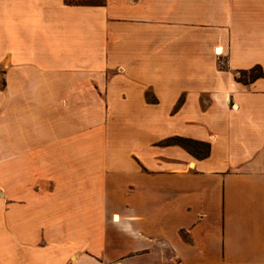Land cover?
<instances>
[{
	"label": "crops",
	"instance_id": "1",
	"mask_svg": "<svg viewBox=\"0 0 264 264\" xmlns=\"http://www.w3.org/2000/svg\"><path fill=\"white\" fill-rule=\"evenodd\" d=\"M0 65V264H264V0H0Z\"/></svg>",
	"mask_w": 264,
	"mask_h": 264
},
{
	"label": "trees",
	"instance_id": "2",
	"mask_svg": "<svg viewBox=\"0 0 264 264\" xmlns=\"http://www.w3.org/2000/svg\"><path fill=\"white\" fill-rule=\"evenodd\" d=\"M253 70H257L258 72L253 75L246 76L248 73L252 72ZM240 75L237 76L238 81L247 83L250 82L258 77H261L264 75L262 68L259 65H256L252 67L249 70H242L239 73ZM4 85V80L0 84V87ZM176 142L186 146L189 150H191L193 153H195L198 156H203L208 153V145L204 142L194 141L190 139H184V138H177Z\"/></svg>",
	"mask_w": 264,
	"mask_h": 264
},
{
	"label": "rangeland",
	"instance_id": "3",
	"mask_svg": "<svg viewBox=\"0 0 264 264\" xmlns=\"http://www.w3.org/2000/svg\"><path fill=\"white\" fill-rule=\"evenodd\" d=\"M257 72H258L257 70H253L252 72L248 73L246 76L248 77L249 75L256 74ZM3 80H4V71L2 65H0V84L2 83Z\"/></svg>",
	"mask_w": 264,
	"mask_h": 264
},
{
	"label": "bare ground",
	"instance_id": "4",
	"mask_svg": "<svg viewBox=\"0 0 264 264\" xmlns=\"http://www.w3.org/2000/svg\"><path fill=\"white\" fill-rule=\"evenodd\" d=\"M217 52H218V53H220V52H221V49H220V48H218V49H217Z\"/></svg>",
	"mask_w": 264,
	"mask_h": 264
},
{
	"label": "built area",
	"instance_id": "5",
	"mask_svg": "<svg viewBox=\"0 0 264 264\" xmlns=\"http://www.w3.org/2000/svg\"><path fill=\"white\" fill-rule=\"evenodd\" d=\"M215 52H216L217 54H221V52H220V53L217 52V49H215Z\"/></svg>",
	"mask_w": 264,
	"mask_h": 264
}]
</instances>
